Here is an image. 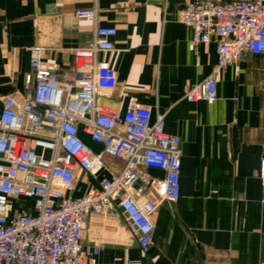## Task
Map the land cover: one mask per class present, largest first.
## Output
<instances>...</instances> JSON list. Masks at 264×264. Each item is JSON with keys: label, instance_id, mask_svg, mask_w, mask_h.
Here are the masks:
<instances>
[{"label": "crops", "instance_id": "obj_1", "mask_svg": "<svg viewBox=\"0 0 264 264\" xmlns=\"http://www.w3.org/2000/svg\"><path fill=\"white\" fill-rule=\"evenodd\" d=\"M190 1L199 0H168L164 10L163 0H0V113L5 96L27 94L32 48L42 49L45 67L73 79V48L87 46L97 26H115L116 50L99 58L111 61L118 85L103 90V102L122 114L135 94L151 108L152 120L164 114L166 131L181 138L180 198L162 202L153 215L149 250L140 248L122 210L111 206L87 222L84 247H101L89 264H264V54L229 65L214 102L184 98L218 55L216 37L190 48L192 30L179 20ZM94 7L96 17L74 14ZM104 159L121 170V160ZM78 176L75 195L98 187L80 169ZM15 210L34 214L33 200H16Z\"/></svg>", "mask_w": 264, "mask_h": 264}, {"label": "built area", "instance_id": "obj_2", "mask_svg": "<svg viewBox=\"0 0 264 264\" xmlns=\"http://www.w3.org/2000/svg\"><path fill=\"white\" fill-rule=\"evenodd\" d=\"M164 10L168 0H163ZM76 17H96L97 8L77 9ZM179 20L192 30L190 48L218 41L217 62L199 83L188 85L191 102L217 99L221 74L251 53L264 54V0L187 2ZM115 26L99 25L87 46L73 48L76 76L63 77L31 49L27 94L11 93L0 113V264H89L101 247L82 241L92 214L119 207L130 233L147 252L154 242L153 215L164 201L180 198L181 138L165 129V115L129 97L125 111L103 102V90L118 85L111 61L100 53L116 50ZM104 149L96 154L78 135V125ZM123 162L120 171L104 159ZM165 172L156 177L142 170ZM98 182L82 195L78 170ZM104 173L108 175H102ZM264 183V155L260 161ZM32 199L35 213L15 210L16 200Z\"/></svg>", "mask_w": 264, "mask_h": 264}, {"label": "water", "instance_id": "obj_3", "mask_svg": "<svg viewBox=\"0 0 264 264\" xmlns=\"http://www.w3.org/2000/svg\"><path fill=\"white\" fill-rule=\"evenodd\" d=\"M78 135L80 136V138L96 153V154H100L104 147L102 144L96 142L95 140L92 139L91 135L87 132L84 131V124L80 123L78 125ZM237 139H236V135L234 136V144L237 145ZM148 173L150 175L153 176H157L160 178L164 177L165 172L161 169L158 168H153L150 167L148 169Z\"/></svg>", "mask_w": 264, "mask_h": 264}, {"label": "rangeland", "instance_id": "obj_4", "mask_svg": "<svg viewBox=\"0 0 264 264\" xmlns=\"http://www.w3.org/2000/svg\"><path fill=\"white\" fill-rule=\"evenodd\" d=\"M104 156H106V155H104Z\"/></svg>", "mask_w": 264, "mask_h": 264}]
</instances>
